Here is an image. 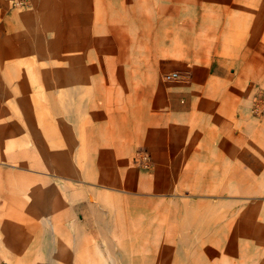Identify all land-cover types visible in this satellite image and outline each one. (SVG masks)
Segmentation results:
<instances>
[{"label": "crops", "instance_id": "obj_1", "mask_svg": "<svg viewBox=\"0 0 264 264\" xmlns=\"http://www.w3.org/2000/svg\"><path fill=\"white\" fill-rule=\"evenodd\" d=\"M7 6V0H0V10ZM262 20L260 0H34L28 10L4 13L0 42L19 56L16 70L41 76L44 70L62 71L69 92L77 88L81 100L89 89L94 98L80 101L85 111L74 118L87 114L83 122L35 125L49 135L48 159L33 162L31 170L61 177L66 190L59 195L62 204L52 213L51 226L64 235L81 232L69 242L67 260L182 264L183 247L192 253L200 212L190 200L185 207L175 202L174 212L153 207L150 192L135 193L126 184L128 163L136 142L155 144L164 161L174 153L181 161L177 166L209 167L221 152L249 150L259 137L251 96L264 80ZM200 53L205 61L183 60ZM56 54L63 56L61 62L32 57ZM172 68L189 69L191 78L168 87L161 74ZM99 70L144 73L140 81L114 80L99 78ZM57 142L62 144L58 151ZM72 181L79 183L74 190L83 195L75 202L86 214L85 222L74 225L67 221L76 212ZM2 190L0 178V214H6L10 202ZM88 196L101 202L86 204ZM138 198L145 200L136 206ZM170 214L177 217L168 220ZM169 236L180 259L167 257ZM258 246L263 248L264 241ZM244 261L235 264H256Z\"/></svg>", "mask_w": 264, "mask_h": 264}, {"label": "rangeland", "instance_id": "obj_2", "mask_svg": "<svg viewBox=\"0 0 264 264\" xmlns=\"http://www.w3.org/2000/svg\"><path fill=\"white\" fill-rule=\"evenodd\" d=\"M260 1L264 66V0ZM7 2L6 11L0 10V33L5 31V12L28 10L34 4V0ZM255 9L258 10L259 7L253 8V12ZM3 46L0 42V141L4 155L2 157L0 152V178L4 184L2 194L9 200L10 206L6 214H0V264H78L79 262L67 260L70 258L65 255L70 252L69 242L74 243L81 232L74 230L64 235V232L55 231L51 226L54 216L52 213L62 204L58 200L59 195L66 191L61 184L64 180L47 173L34 172L30 164L38 161L44 164L43 160L48 159L49 135L35 129V125L73 126L77 121L83 122L87 114H83L82 118H74L76 114L85 111L84 106L80 111V101L87 104L94 98L90 96L89 89L86 95L82 94L81 100L79 93H74L77 88L69 92V88L63 86L62 71L44 70L41 76L31 71L16 70V57L19 56L12 54L11 47L2 48ZM32 57H39L43 62L56 63L61 62L63 56L56 54ZM191 57H198L199 61L207 59L205 54L200 53L198 56H184L183 60L187 61ZM174 70L179 71L181 77L167 80L166 74ZM88 73L94 75L95 72ZM143 73L99 70L97 76L103 79L115 78L114 80L134 78L140 81ZM161 75V81L170 87L189 80L191 71L172 68L164 70ZM32 77L35 80L33 86ZM96 102L102 100L97 98ZM258 103L261 108L256 109ZM251 112L258 125L259 137L252 140L246 152H221L215 164L209 167L177 166L176 163L181 161H176L174 153L167 155V160L164 161V158L160 159L159 150L152 142L135 143L126 176V184L134 187L130 190L135 193L150 192L153 207L164 205L174 212L178 205L175 202L181 201L180 205L185 207L184 201L190 200L191 207L200 212L197 214L199 226L193 229L198 243L191 248L192 253H189L190 247H183L182 258L176 255L175 245H170L174 241L169 240V236L168 258H181L182 264H235L244 258L247 263L259 264L264 261V247L258 246L260 240L264 241V80L256 86L251 96ZM50 146H53L52 143ZM54 146L55 150L62 148V144L58 142ZM70 184L72 192L74 191V194L70 193L71 200L75 202L83 194L74 190L79 186L77 181ZM1 186L3 187L2 184ZM99 189L106 190L103 186ZM158 197L162 199H153ZM83 200L86 204L101 202L100 199L92 200L89 196ZM144 200L135 199V205L143 203ZM75 203L76 212L67 216V221L73 225L86 220L84 210L78 209L77 202ZM176 217V214H170L168 220ZM202 219H208L209 223L202 224ZM15 235L19 238L17 242ZM55 246L58 247V252L55 251ZM243 246L246 248H242ZM243 250L246 252L240 253Z\"/></svg>", "mask_w": 264, "mask_h": 264}, {"label": "built area", "instance_id": "obj_3", "mask_svg": "<svg viewBox=\"0 0 264 264\" xmlns=\"http://www.w3.org/2000/svg\"><path fill=\"white\" fill-rule=\"evenodd\" d=\"M180 77H181V73L176 70L170 71L169 73L166 74V79L169 81L179 79ZM259 108L261 107H260V104L258 103L256 106V109H259Z\"/></svg>", "mask_w": 264, "mask_h": 264}, {"label": "bare ground", "instance_id": "obj_4", "mask_svg": "<svg viewBox=\"0 0 264 264\" xmlns=\"http://www.w3.org/2000/svg\"><path fill=\"white\" fill-rule=\"evenodd\" d=\"M115 79V78H114ZM6 93V92H5ZM12 107V106H11ZM14 108H15V106H14ZM16 109V108H15ZM16 112V111H15ZM3 250V249H2ZM6 250V249H5ZM5 250H3V251H5ZM9 252H10V250H9ZM7 256V255H6ZM5 264V263H4Z\"/></svg>", "mask_w": 264, "mask_h": 264}]
</instances>
